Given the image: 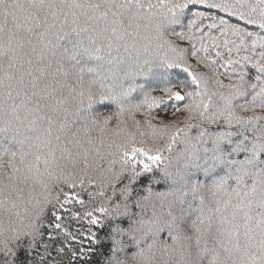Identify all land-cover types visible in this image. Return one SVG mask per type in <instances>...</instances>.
Here are the masks:
<instances>
[{"label": "snow or ice", "instance_id": "obj_1", "mask_svg": "<svg viewBox=\"0 0 264 264\" xmlns=\"http://www.w3.org/2000/svg\"><path fill=\"white\" fill-rule=\"evenodd\" d=\"M97 255L264 264V0H0V264Z\"/></svg>", "mask_w": 264, "mask_h": 264}, {"label": "trees", "instance_id": "obj_2", "mask_svg": "<svg viewBox=\"0 0 264 264\" xmlns=\"http://www.w3.org/2000/svg\"><path fill=\"white\" fill-rule=\"evenodd\" d=\"M99 110L102 112H108V111H111L112 108H111V106H104V107H101ZM115 123H116V121H115V119H113L112 124L115 125ZM158 190H163V186H161L160 189H158ZM97 231H98L100 237L103 239L108 232V228L107 227H105V228H99L98 227ZM106 245H107V241H105V247L101 248V251H106ZM132 251H135V249L134 248L130 249L129 255L131 254ZM103 259H104V256H100V255L94 256L91 258L90 264H100V262Z\"/></svg>", "mask_w": 264, "mask_h": 264}]
</instances>
